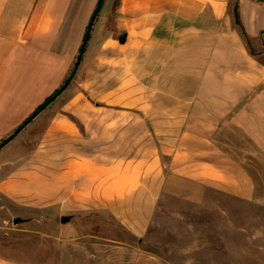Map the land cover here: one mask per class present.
<instances>
[{"label":"crops","instance_id":"crops-1","mask_svg":"<svg viewBox=\"0 0 264 264\" xmlns=\"http://www.w3.org/2000/svg\"><path fill=\"white\" fill-rule=\"evenodd\" d=\"M98 1L0 0V143L69 78ZM40 124L0 162V201L97 218L98 264L216 263L215 240L164 239L159 205L261 196L264 0H104L73 81L19 135Z\"/></svg>","mask_w":264,"mask_h":264},{"label":"rangeland","instance_id":"rangeland-1","mask_svg":"<svg viewBox=\"0 0 264 264\" xmlns=\"http://www.w3.org/2000/svg\"><path fill=\"white\" fill-rule=\"evenodd\" d=\"M42 129L43 124H40L30 132H22L0 151V162L16 158L29 141L37 140ZM259 168L256 164L251 166L253 171L262 172L255 174L264 175V161ZM257 189L261 196L253 201L214 190L209 191L201 203L173 197L163 200L159 208L170 212L161 216L167 230L161 234L169 242L193 239V235L198 234L203 240H215L211 249L217 252L212 258L216 260L214 264H264V184L258 183ZM26 211L30 212L0 201V255L27 264H98L101 250L96 242L109 234L103 232L97 218L82 225L76 217L62 223L59 216L24 215ZM16 217L22 221L14 224ZM184 225H211V231L202 228V232L194 233L184 230ZM189 249L175 248L179 252Z\"/></svg>","mask_w":264,"mask_h":264},{"label":"water","instance_id":"water-1","mask_svg":"<svg viewBox=\"0 0 264 264\" xmlns=\"http://www.w3.org/2000/svg\"><path fill=\"white\" fill-rule=\"evenodd\" d=\"M103 2H104V0H99L97 3V6L94 10V13H93L91 20H90V23H89L87 33L84 37L83 44H82V47L80 49L78 58L76 60V64L73 68V71H72L70 77L67 79V81L63 84V86L60 88V90L57 93L52 95L51 98L47 102H45L42 106H40L38 109H36V111L20 127H18V129L11 136H9L7 139H5L4 141H2L0 143V150L3 147H5L7 144H9L11 141H13L23 129H25L42 111H44L48 107L49 104H51L55 99H57L67 89V87L71 84V82L73 81V79H74V77H75V75L79 69V66L81 64L83 55H84L86 47H87V43L90 39V34L92 31V28L94 26L95 20L98 16L100 10H101ZM70 219H71V216H63V217H61V222L67 223L70 221ZM20 221H22L21 218H19V217L14 218V224H17Z\"/></svg>","mask_w":264,"mask_h":264},{"label":"trees","instance_id":"trees-1","mask_svg":"<svg viewBox=\"0 0 264 264\" xmlns=\"http://www.w3.org/2000/svg\"><path fill=\"white\" fill-rule=\"evenodd\" d=\"M116 4H118V2L116 3ZM234 17H235V22H236V24L238 25V28H239V30L241 31V34H242V36H243V38L247 41V42H249V39H248V36H247V34H246V32L244 31V29H243V27H242V25H241V22H240V18H239V8H238V5H235V7H234ZM87 33V32H86ZM86 35V34H85ZM125 40H126V36L125 35H121V36H119V41L121 42V43H123V42H125ZM70 77V76H69ZM67 81V80H66ZM65 81V82H66ZM61 88V87H60ZM60 88H58L54 93H53V95L55 94V93H57L59 90H60ZM52 96V95H51ZM51 96H49V97H47L46 99H45V101L40 105V106H42L45 102H47L50 98H51ZM39 106V107H40ZM38 107V108H39ZM37 108V109H38ZM5 140V139H4ZM4 140H2V141H4Z\"/></svg>","mask_w":264,"mask_h":264}]
</instances>
